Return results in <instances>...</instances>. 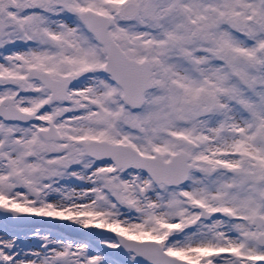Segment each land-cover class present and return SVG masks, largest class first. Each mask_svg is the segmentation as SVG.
Masks as SVG:
<instances>
[{
    "label": "snow or ice",
    "instance_id": "1",
    "mask_svg": "<svg viewBox=\"0 0 264 264\" xmlns=\"http://www.w3.org/2000/svg\"><path fill=\"white\" fill-rule=\"evenodd\" d=\"M0 264H264V0H0Z\"/></svg>",
    "mask_w": 264,
    "mask_h": 264
}]
</instances>
